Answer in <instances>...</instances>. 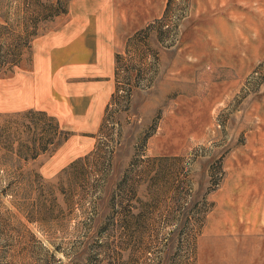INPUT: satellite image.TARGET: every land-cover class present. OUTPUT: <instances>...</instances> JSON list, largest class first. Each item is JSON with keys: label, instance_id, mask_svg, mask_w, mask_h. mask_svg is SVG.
I'll list each match as a JSON object with an SVG mask.
<instances>
[{"label": "rangeland", "instance_id": "obj_1", "mask_svg": "<svg viewBox=\"0 0 264 264\" xmlns=\"http://www.w3.org/2000/svg\"><path fill=\"white\" fill-rule=\"evenodd\" d=\"M76 1L0 0V80ZM113 1L134 30L91 150L0 108V264H264V0Z\"/></svg>", "mask_w": 264, "mask_h": 264}, {"label": "crops", "instance_id": "obj_2", "mask_svg": "<svg viewBox=\"0 0 264 264\" xmlns=\"http://www.w3.org/2000/svg\"><path fill=\"white\" fill-rule=\"evenodd\" d=\"M66 22L38 36L32 57L0 81L5 112L42 111L77 134L91 150L117 91V55L130 38L128 20L113 0L72 3Z\"/></svg>", "mask_w": 264, "mask_h": 264}, {"label": "trees", "instance_id": "obj_3", "mask_svg": "<svg viewBox=\"0 0 264 264\" xmlns=\"http://www.w3.org/2000/svg\"><path fill=\"white\" fill-rule=\"evenodd\" d=\"M119 55H117V62H118V60H119ZM118 91H119V89H118ZM117 91V92H118ZM117 92H116V95H114V101L117 99ZM41 115H43V114H41ZM44 116V115H43ZM108 121V115L106 116V119H105V123L104 124H106V122ZM104 126V125H103ZM103 128V127H102ZM101 130H103V129H101ZM98 262H99V260H97V259H95V258H85V260L84 261H80V262H71V263H69V264H98ZM61 264H62V262H61Z\"/></svg>", "mask_w": 264, "mask_h": 264}]
</instances>
